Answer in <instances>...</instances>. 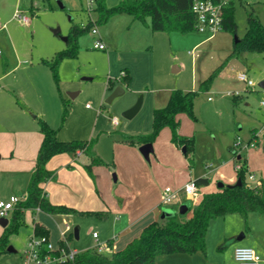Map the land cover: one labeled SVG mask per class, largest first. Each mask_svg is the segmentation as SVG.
<instances>
[{
  "label": "rangeland",
  "instance_id": "1",
  "mask_svg": "<svg viewBox=\"0 0 264 264\" xmlns=\"http://www.w3.org/2000/svg\"><path fill=\"white\" fill-rule=\"evenodd\" d=\"M41 2L40 21L36 26V39L41 50L46 51L52 42L62 46L66 41L62 38L70 25L79 23V18L84 15L90 20H99V13L95 8L94 0H39ZM121 0H106L117 5ZM235 21L238 31L233 34L229 30H221L214 34L198 30L181 33L177 31H153L139 19H126V15L117 13L106 21L97 23L100 35L107 45L111 47H147L151 45L154 56V81L148 86H143L139 92L124 88L125 92L115 97L112 102H106L107 97L119 86V82L109 81L108 62L102 52H85L86 42L94 41L89 32L82 34L78 40V56L63 57L59 63V85H55L57 95L51 101L47 97H40L34 106L23 107L26 109L28 122L18 126L20 113L8 110L0 113L3 123L12 122L13 126L6 129L0 122V200H8L12 195L23 196L27 193L30 173L35 167V160L40 147L41 133L39 131V118L45 119L52 127L57 129V137L62 141L95 140L92 151L100 156L104 163L91 166V172L83 166V176L76 172L61 174L71 188L80 189V194L85 193V170L91 177L92 188H97L101 198L110 205L114 203L119 207L118 197L122 188H129L127 181L134 182V178L143 179L142 186L149 187L148 173L131 175L128 162L134 150H139L137 145L129 144L122 138L123 133L137 135L153 131L152 114L154 108L167 105L171 92L174 89L193 91L194 116L179 113V126L177 133L180 136L192 138L179 145L173 140V132L169 126L163 127L152 142L156 152L166 153L171 149V144L177 146L186 160V171L196 172L205 170L206 165L213 164V171L219 173V166L223 164V172L235 173L234 165L237 163L246 166L245 176L247 181L250 173L255 174L253 182L262 179L264 182V88L258 83L264 80V52H247L246 57H229L234 47V41L242 38L247 30V15L253 5L256 15L264 23V0H233ZM46 10V11H45ZM74 18L73 21L70 19ZM17 22L19 19L15 18ZM130 19V20H129ZM149 20V18H147ZM21 22V21H20ZM60 28V33L55 34L53 29ZM237 38V39H236ZM176 68H179L177 70ZM245 72L253 80L254 86H248L246 81L239 78V73ZM92 73V74H90ZM90 77L91 79H84ZM114 77V76H113ZM123 82V81H122ZM69 92H77L71 97ZM143 97L141 109L135 117L127 119L122 113L132 107L140 97ZM211 100H208V97ZM70 103L67 118L62 121L63 104L61 98ZM237 100V105H235ZM88 105V106H87ZM21 107V106H20ZM118 119V123L113 118ZM256 127L259 132L255 146L237 148L233 153L232 146L240 137L247 142L253 136L251 128ZM20 135L27 140V148L19 141ZM20 145L16 146V141ZM34 141L32 148L30 142ZM188 154L194 155L192 164L185 156L184 147ZM152 158H155V154ZM88 154H83L80 159L84 164L90 163ZM143 156V155H142ZM238 157L241 159L239 160ZM143 159L146 161L145 157ZM153 160V159H152ZM86 161V162H85ZM224 161V162H223ZM228 162V163H225ZM229 162H234L232 166ZM146 163L150 166L151 162ZM83 164V165H84ZM227 165V166H225ZM167 171L156 170L160 175L158 188L163 192L166 187L176 191L181 189L172 183L173 178H165ZM116 178L119 179L115 180ZM251 181V182H252ZM227 183L222 178L213 181V191L217 190L218 183ZM135 183V182H134ZM206 185H203L205 187ZM83 189V190H82ZM129 191V189H128ZM212 191V190H211ZM210 191V192H211ZM207 193V192H204ZM59 202L72 206L78 210L74 213H45L27 212L26 224L19 227L18 231L9 236V245L16 251L0 253V264H24L25 250L32 239L34 220L43 221L50 229L49 240L57 244L62 238L61 231L66 227V222L71 225V233L79 226V238L74 236L69 242L71 249L82 252L90 247L99 248L100 252L109 256L113 249L107 244L108 237L113 233L108 219L119 217L122 211L129 206V195L126 197V206L118 208H103L98 198L85 200V196L77 195ZM129 194V193H128ZM104 200V201H105ZM105 201V202H106ZM196 201L186 196L184 192L170 206L172 214L177 213L182 217L192 215V208ZM57 203V202H56ZM74 203V204H73ZM188 204L191 210L181 211V206ZM87 211V213H85ZM165 215L161 217L164 218ZM2 218V217H0ZM6 218H11V213ZM4 226L0 224V235L4 233ZM93 231L100 237L94 239ZM70 233V234H71ZM69 234V235H70ZM68 235V236H69ZM110 235V236H109ZM245 235L243 238L242 236ZM241 237V238H239ZM247 241V242H246ZM249 241V242H248ZM248 243L264 258V214L249 212L243 215L238 212L228 213L214 217L206 232V253H169L157 257L159 264H238L234 261L232 251L234 247ZM115 244V243H114ZM156 263V264H158Z\"/></svg>",
  "mask_w": 264,
  "mask_h": 264
},
{
  "label": "trees",
  "instance_id": "2",
  "mask_svg": "<svg viewBox=\"0 0 264 264\" xmlns=\"http://www.w3.org/2000/svg\"><path fill=\"white\" fill-rule=\"evenodd\" d=\"M218 1V0H217ZM95 8L99 13V20L73 24L68 36L67 45L58 51L52 58L44 59L43 62L52 70L53 78L59 85V63L63 57L78 56V38L85 32H90V27L100 21L108 20L117 13H128L134 18L145 20L150 17V26L153 31L187 33L196 30V15L192 10L194 0H121L117 5L108 6L106 0H94ZM221 30H229L233 34L238 31L235 21L234 2L226 0L222 8ZM264 52V23L256 15L253 5L247 15V30L242 38L234 41V47L229 57H242L247 52ZM122 81L129 83L128 76ZM113 84L112 79L109 81ZM193 91L174 89L171 92L166 106L153 110V131L146 134L131 135L122 134L124 141L132 145H142L153 142L160 130L169 126L173 132V140L181 145L192 138L180 136L177 133L179 126V113L185 112L194 116ZM211 98V97H210ZM63 104L62 121L70 111V103L61 98ZM237 105V100H235ZM38 118L39 130L42 134L41 144L32 171L27 193L24 199L18 202L11 210V218L0 235V253H5L9 246V236L18 231L19 227L26 224V211L42 210L46 213H74L78 212L72 206L53 203L45 191V183L54 173L47 164L49 160L60 153L88 154L90 163L84 167L91 172V166L104 163L103 159L92 151L95 140L62 141L57 137V129L52 127L45 119ZM186 147V146H185ZM186 155L192 164L194 155ZM240 160L241 158L238 157ZM246 166L243 163L237 171V180L240 184H225L215 191L204 193L200 202L192 208V215L182 217L175 213L172 216L155 220L146 225L138 237L132 239L123 249L117 250L109 256L102 254L97 248H89L77 252L74 259L56 260L54 264H155L159 255L169 253H206V232L210 221L217 216L238 212L247 215L249 212L264 214V182L252 183L246 180ZM196 184L206 185L207 177L195 179ZM87 213V211H85ZM32 236H44L49 241V229L39 221H33ZM74 236L71 233L66 239L59 241L57 249H49L47 244H42L39 253L42 258L49 255L60 258L63 254L61 248L69 251L68 240Z\"/></svg>",
  "mask_w": 264,
  "mask_h": 264
},
{
  "label": "crops",
  "instance_id": "3",
  "mask_svg": "<svg viewBox=\"0 0 264 264\" xmlns=\"http://www.w3.org/2000/svg\"><path fill=\"white\" fill-rule=\"evenodd\" d=\"M112 4L114 3H109L110 6H112ZM40 5L41 2L39 0H0V112L2 111V113H6L8 110H18L17 112L20 113V116H18L17 118L20 131H22V128L20 126L28 122V118L26 116L27 111L23 107L34 106L35 102L42 96L47 97V99H49L50 101L51 99L55 100L57 89L55 88L54 84H57L54 81L52 70L43 62V60L52 58L58 51L63 50L66 47L68 40H65L66 45L62 46V44L60 45L58 44V42H52L53 39L49 38L51 42V44H49V48L46 51L41 50L38 39H36V26L41 20ZM17 12L23 16H26L27 19L21 20L17 18L15 16V13ZM122 15H126V19L130 18L131 21L137 19L128 13H122ZM15 18L19 19V22H17ZM89 18L85 17L84 12V15L79 18V23L73 24H85V22H88L90 20ZM147 18H149V20H147ZM70 20L73 21L74 18L72 17V19ZM140 20L141 19H139V21ZM141 21H144L146 23L145 25L151 28L150 17L147 16L145 20ZM72 25H70L69 29H67V37L69 36ZM89 33L92 34L91 32ZM92 36L95 39L91 43L86 42V44H88L86 46L88 47H86L85 52L96 51L103 53L104 59H106V61L108 62L107 74L109 75V79L114 78V80H117L119 82L118 84L123 88H130L136 92L141 91L143 86H148L153 83L154 56L151 45L147 47H111L110 45H107L105 43L103 37L100 35V32L97 35L92 34ZM97 39L101 40L105 44V47L103 49L96 48L94 46ZM244 56L246 57V54ZM176 69L179 70V68ZM125 75L129 78L128 84L122 82V78ZM2 113H0V122H2V126H6V129L12 128V122L7 121L6 124L3 123L4 120L1 119ZM255 130L256 127L251 128L252 134ZM23 138L26 139L27 136L25 135L24 137H22L20 135L21 141L19 142L27 148V140L24 143L22 140ZM40 140H42V134ZM19 142L18 140L16 141V146L20 145ZM33 144L34 141H31L29 147L32 148ZM138 147H140V145ZM170 148L171 149L169 150V152L166 153L156 152V148H154L153 145L154 151L150 154V160H146L149 163L151 162L150 166L143 159V154L140 150H137V148L133 153H130L131 159H129L128 162V167L130 168L129 170L132 171L130 173V177H132L131 175L134 174L138 176L139 174L148 173L149 180L145 182H150L151 184L146 188L139 187L142 186L141 182L143 181V179L140 177H136L134 178L135 183H130V180H132V178H130V180L127 181V186L129 188H122V194L118 197L117 202H119V207H116V204L114 205V203L110 205L105 199L101 198V194L96 187L92 188L91 177L86 170L85 193L82 189L83 191L81 195L78 194L80 193V189L75 190L74 188H71V185L66 183L64 179L61 178L62 176L59 177L61 174H69L76 171L83 176L82 173H84V163L80 158L83 154H85L84 152H79L75 155L69 153H60L53 156L49 160L47 166L49 169H53L54 173L52 177L45 183L46 194L53 203L57 202V204H59V202L69 203L67 200H71L74 194H78L77 196L79 198L85 196V200L87 201L91 200L90 198H92L93 196V198H98L102 202L103 208L109 209L110 211L111 206L112 208L116 207L120 210L124 209L126 207L124 205L127 202L125 201V199L129 195V206L125 209V211H122L119 217L114 216L108 219L111 224L110 228L113 230V233L111 234L112 237H108L107 244L115 248L111 252L112 254L117 250L123 249L132 239L140 235L141 231L146 225H148L152 221L161 219V217L164 216L165 211L171 209L170 206H172L174 202L171 204L161 203L162 191L159 190L157 186L158 180L161 177L159 174H156V170L160 171V173L162 170L167 171V173H164L165 178L171 176L173 178V180H171L173 181L172 184L175 187L180 188L191 180H195L199 177H207L209 183L206 184L205 187H203V185H199L198 195L194 198H190L196 201L194 205L200 202L204 192H210L211 190L213 191V181H215L217 178H222L227 183H235L237 181V175L235 173L232 175L231 173L226 174L223 172V164L219 166V173L216 174H213L215 173L213 171V173L210 175V172H212V169L214 168V165L212 163L211 166L206 165L205 170H199L196 172V174L194 170H191L189 171V173H187L186 160L179 151V148L173 144H171ZM154 152H156V154L154 155L155 158H152V154H154ZM185 156L187 157L186 152ZM87 159H89L88 156ZM229 164L233 166L234 162H229ZM118 179L116 178L115 180ZM259 181H252V183L256 184ZM181 189H179L180 191L178 194L183 192ZM23 197H25V195H23ZM189 209L191 210V207ZM29 211L33 214L36 212H44L39 209H36L34 211L28 210L26 211V215ZM41 218L42 221L39 222L44 224L48 228V226L43 221V217ZM70 230L71 225L66 222V227L61 231L62 238L58 239L57 244H54L50 241L55 249L59 247L60 240L66 239L68 237V235L71 233ZM74 237L76 238L75 233ZM92 237L94 239H97L100 237V235L98 234V237L95 238L92 233ZM244 237L245 235L243 236V238ZM70 240H68V246ZM237 246L250 245L246 243L241 245L239 244ZM233 252L234 251H232V255ZM234 261L236 262L235 259ZM23 263L25 264V255ZM156 263L158 262H155V264ZM261 264H264L263 257Z\"/></svg>",
  "mask_w": 264,
  "mask_h": 264
},
{
  "label": "built area",
  "instance_id": "4",
  "mask_svg": "<svg viewBox=\"0 0 264 264\" xmlns=\"http://www.w3.org/2000/svg\"><path fill=\"white\" fill-rule=\"evenodd\" d=\"M226 0H194L192 4V10L196 15V30L200 32H206L214 34L221 30L222 27V8ZM89 7H91V0H89ZM15 16L21 20H26V16L21 15L20 13H15ZM82 27H86V24H81ZM90 32L94 35L99 33L98 26L96 24L91 25ZM94 46L96 48L103 49L105 44L97 39L95 41ZM1 54V51H0ZM239 78L246 81L248 86H254V82L249 78L248 74L245 72L239 73ZM208 99H211L210 97ZM262 106L264 107V102H262ZM115 123H118V119L116 117L113 118ZM259 132L254 131L253 136L247 142H243V140L238 137L232 149H234L233 153L237 152V148H241L243 145L245 146H255L257 143V136ZM212 164L208 165L211 166ZM241 168V164L237 163L235 165V169L238 170ZM249 180L255 179V174L250 173L248 175ZM259 183V182H258ZM187 197L194 198L199 193V187L196 184L195 180H191L187 182L181 189ZM180 190H172L170 187H166L162 192L161 203L162 204H171L173 203L177 197ZM24 199L23 196L12 195L8 200H0V217H7L9 213L14 208V206ZM93 236L98 237L97 232H93ZM47 244L49 249H55L53 244L46 240L44 236H36V239H32L30 245L25 250V264H54L56 260H65V259H74L75 255L78 251L69 249L68 252L65 251L64 248H61L62 256L60 258H53L49 255L42 258L39 253V249L42 244ZM98 250H102L101 247ZM234 259L238 264H261L262 256L250 246H237L233 252Z\"/></svg>",
  "mask_w": 264,
  "mask_h": 264
},
{
  "label": "water",
  "instance_id": "5",
  "mask_svg": "<svg viewBox=\"0 0 264 264\" xmlns=\"http://www.w3.org/2000/svg\"><path fill=\"white\" fill-rule=\"evenodd\" d=\"M53 32L55 34L60 33V28L53 29ZM62 38L64 40H67L68 39L67 36L62 37ZM84 79H91V78L90 77H84ZM258 85L260 87L264 88V80H261L258 83ZM124 92H125V89L121 85L117 86L112 91V93L107 97L106 102H109V103L112 102L115 97L119 96L120 94H122ZM69 94L73 98V97H75V95L77 94V92H69ZM142 102H143V97L141 96L138 99V101L132 107H130V108L126 109L125 111H123V113H122L123 117H125L127 119H132L139 112V110L141 109ZM139 150L141 151V153L143 154V156L145 157V159L149 161L150 160V154L153 153V151H154V149H153V143L152 142L144 143V144L140 145ZM183 151L186 152V147L183 148ZM115 179H116V176H115ZM240 183H241V181L238 179L234 184L237 185V184H240ZM223 185H225L223 182H219L218 183V187L219 188L222 187ZM188 209H189V205L188 204H184V205L181 206V211L182 212H185ZM164 215L166 217H168V216H172L174 214H172L170 210H166ZM8 223H9V219L8 218H6V217L0 218V224L2 226L5 227V226H7ZM74 233H75L76 238H78L79 237V226H76L75 227ZM239 238H241V237H239ZM7 251L14 252L16 250L13 247V245H9L7 247Z\"/></svg>",
  "mask_w": 264,
  "mask_h": 264
}]
</instances>
